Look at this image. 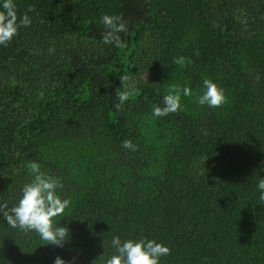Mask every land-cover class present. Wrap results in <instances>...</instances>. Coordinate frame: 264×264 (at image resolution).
<instances>
[{
  "label": "trees",
  "instance_id": "1",
  "mask_svg": "<svg viewBox=\"0 0 264 264\" xmlns=\"http://www.w3.org/2000/svg\"><path fill=\"white\" fill-rule=\"evenodd\" d=\"M15 4L31 25L0 45V204L18 202L37 162L62 180L70 205L54 224L70 242L0 219V260L105 264L119 236L167 246L160 264H264V0ZM105 14L128 25L120 47L102 40ZM121 77L135 87L117 108ZM205 79L221 107L195 102ZM185 86L180 110L153 117Z\"/></svg>",
  "mask_w": 264,
  "mask_h": 264
},
{
  "label": "clouds",
  "instance_id": "2",
  "mask_svg": "<svg viewBox=\"0 0 264 264\" xmlns=\"http://www.w3.org/2000/svg\"><path fill=\"white\" fill-rule=\"evenodd\" d=\"M100 19L104 26L103 42L120 47L123 42L121 33L128 31L127 23L123 22L122 17L115 15L105 14ZM30 25L31 19L28 14L18 17L15 0H0V45L7 46L18 34L20 28ZM174 63L183 65L185 58L177 57ZM120 80L122 82L120 88L123 91L116 97L117 108L124 104L135 87L134 83L128 82L127 77H121ZM182 96H192L191 88L187 86L182 90L176 87L171 88L163 96L161 105L152 106L153 117H164L180 110ZM195 102L215 109L226 103V96L224 90L215 82L205 79L202 94L195 97ZM122 147L135 150L130 140H124ZM27 169L32 177L31 181L23 185L18 202L14 206L9 208L7 204H0V219L12 229L37 234L42 241L46 242L45 245L63 248L70 242V229L54 224V218L63 215L70 205V200L62 198L59 194V190L63 189L62 180L42 171L41 166L35 161L29 162ZM256 187L259 200L264 201V177L261 176ZM111 248L113 254L107 258L105 264H160L161 258L170 254L167 246L147 238L122 241L119 236H114L111 240ZM0 264H5V261L0 260ZM54 264H67V262L57 256Z\"/></svg>",
  "mask_w": 264,
  "mask_h": 264
}]
</instances>
